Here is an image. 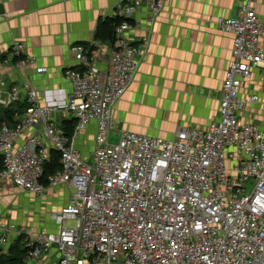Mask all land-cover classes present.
Instances as JSON below:
<instances>
[{
	"label": "built area",
	"instance_id": "obj_1",
	"mask_svg": "<svg viewBox=\"0 0 264 264\" xmlns=\"http://www.w3.org/2000/svg\"><path fill=\"white\" fill-rule=\"evenodd\" d=\"M260 0H243L238 17H219L233 36L219 116L205 129L181 128L171 140L122 132L114 139L113 110L148 54L150 39L135 43L129 20L145 10L149 23L167 0L120 3L110 62L98 64L91 47L74 46L78 67L64 71L71 91L62 106L43 103L31 82L7 83L0 75V107H29L16 124L0 126V184L45 197L49 188L70 191L54 213L56 232L0 221V248L22 235L32 247L27 261L56 249V264H264V19ZM10 52V53H9ZM26 45L13 43L3 64L23 69ZM23 94L26 95L22 99ZM75 120L72 134L65 120ZM95 126V145L84 155L77 142ZM52 153L60 170L46 174ZM75 227H67L70 222Z\"/></svg>",
	"mask_w": 264,
	"mask_h": 264
},
{
	"label": "crops",
	"instance_id": "obj_2",
	"mask_svg": "<svg viewBox=\"0 0 264 264\" xmlns=\"http://www.w3.org/2000/svg\"><path fill=\"white\" fill-rule=\"evenodd\" d=\"M242 1L167 0L165 11L154 25L149 24L143 11L133 16L131 39L139 42L148 36L150 43L134 82L114 107V139L122 132H133L171 140L178 129H205L218 118L225 74L232 60L233 36L221 32L216 20L238 17ZM130 2L132 0H0V59L4 60L13 43L22 42L26 45L28 61L23 69L15 62L3 64L0 75L9 84L31 82L43 103L64 105L71 87L63 73L78 65V54L72 51L73 46L95 43L99 23L112 17L120 3ZM255 7L264 19V0ZM99 49L98 64L104 68L109 46L101 43ZM253 84L254 90L262 95L264 81L259 72ZM25 97L23 94L22 99ZM253 111L246 112V119L262 120L264 125V116L251 113ZM93 132L95 126L91 125L77 142L86 156L94 150V140L92 149L84 145ZM6 185L13 187L8 182L1 183L2 191ZM25 196L30 199L22 206L11 203L14 206L9 209V221L4 218L0 221L56 232L54 213L68 204L69 189L49 188L43 198L29 193ZM0 204L2 213L3 201ZM32 207L36 208L37 216L21 214L30 212ZM57 262L58 254L53 248L40 261H26V264Z\"/></svg>",
	"mask_w": 264,
	"mask_h": 264
},
{
	"label": "trees",
	"instance_id": "obj_3",
	"mask_svg": "<svg viewBox=\"0 0 264 264\" xmlns=\"http://www.w3.org/2000/svg\"><path fill=\"white\" fill-rule=\"evenodd\" d=\"M121 17H107L103 21H101L97 27L95 40L102 42L113 44L115 41V27L122 23ZM133 23V20H129ZM86 48H89L88 43L79 44ZM29 106L25 103H20L16 107L10 109H3L0 117V126L3 123L8 124L9 126H14L16 124V117L26 112ZM66 128L68 129V135L72 134V130L74 129L76 121L73 119L71 121L65 120ZM3 164L2 159L0 158V171L2 170ZM60 156L57 153H52L51 163L46 166V174H50L60 170ZM31 246L29 245V240L27 236L22 235L19 236L12 245L7 248H0V264H26V261L29 256V252L31 250Z\"/></svg>",
	"mask_w": 264,
	"mask_h": 264
},
{
	"label": "rangeland",
	"instance_id": "obj_4",
	"mask_svg": "<svg viewBox=\"0 0 264 264\" xmlns=\"http://www.w3.org/2000/svg\"><path fill=\"white\" fill-rule=\"evenodd\" d=\"M165 6H166V4H165ZM117 10V9H116ZM143 12H145L146 13V15H147V18H148V21H149V16H148V13L145 11V10H142ZM165 11V8H164V10H163V12ZM141 12V11H140ZM162 12V13H163ZM162 13L157 17V19L151 24V23H149L150 25H154V23L159 19V17L162 15ZM112 17H118V16H116V12H115V14L112 16ZM131 19H133V17L131 18ZM117 27H118V25H117ZM133 27H134V25H133ZM133 29V28H132ZM114 35H115V40H116V27H115V31H114ZM129 37H130V35H129ZM131 38V37H130ZM101 43L102 42H99V41H95V43H88L89 44V47H91V49L93 50V51H95L96 53H98V54H100L99 53V48H100V45H101ZM135 43H137V42H135ZM105 44H108V43H105ZM114 44H115V41H114V43L111 45V44H108V46H109V51H107V58L108 59H106V60H108V63L110 62V58H111V55H112V51H113V49H114ZM75 46H80V45H75ZM74 47V46H73ZM100 58V57H99ZM75 69H79V67H78V65L76 66V67H74ZM63 75H64V73H63ZM36 89V88H35ZM37 90V89H36ZM39 93V92H38ZM2 110H3V107H0V117H1V113H2ZM179 130V129H178ZM94 136H95V132H93L92 134H91V136L89 137V141H88V144L87 143H85L84 142V145H87V148H88V150L89 149H92V145H93V140H94ZM175 137V136H174ZM167 140V139H166ZM84 150H86V149H84ZM2 189H3V187H0V197L2 196L3 197V199L2 198H0V201H3V204H2V206L4 207V210H2V213H0V218H4V219H6V220H8L9 221V209H11L14 205H11V203L12 204H18V206L20 207V206H22L23 204H25L26 203V200H29L30 198H28V197H26L25 196V194L26 193H24V192H22V191H20V190H18V189H16L14 186L13 187H11V188H9V185H6L5 186V188H4V190L2 191ZM9 190V191H8ZM20 200H22V201H20ZM59 203V202H58ZM1 205V204H0ZM14 209H16V211L18 210H21L20 208H14ZM36 208H31L29 211L30 212H28V211H26L24 214H23V212L21 213L22 215H25L26 213H29V214H33L34 216H37V212H36V210H35ZM58 211H56V213H57ZM1 220H3V219H1ZM18 221H20V220H18ZM38 221V220H37ZM15 224V223H14ZM67 227H69V228H73V227H75V223L72 221V222H70L69 224H68V226Z\"/></svg>",
	"mask_w": 264,
	"mask_h": 264
}]
</instances>
